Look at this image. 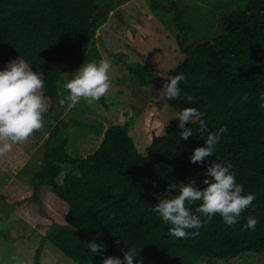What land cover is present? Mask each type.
Segmentation results:
<instances>
[{
  "label": "trees",
  "instance_id": "1",
  "mask_svg": "<svg viewBox=\"0 0 264 264\" xmlns=\"http://www.w3.org/2000/svg\"><path fill=\"white\" fill-rule=\"evenodd\" d=\"M114 9L97 0H0V65L4 68L19 57L43 73L44 118L52 121L43 166L31 175V188L13 178L0 193V201L41 234L32 264H41L47 244L78 264L122 257L126 246L136 247L142 264H196L203 258L228 263L247 254L264 263V110L258 100L264 91V0H245L242 7L223 12L222 32L195 47L189 45L193 26L185 20L188 8L176 0H151L153 12L172 15L183 58L169 78L184 73L181 94L191 97L165 98V103L175 113L197 107L211 131L228 127L215 156L207 160L231 162L237 182L255 195L234 226L217 214L198 235L179 239L150 209L164 198L169 185L195 180L197 187H203L205 165L189 161L192 150L203 144L196 133L198 123L186 122L194 134L183 140L178 122L165 129L152 114L144 126L148 132L144 152L126 123L110 126L97 151L85 158L67 152L69 127L92 128V124L65 119L60 85L83 63L98 25ZM115 14L124 20L118 10ZM127 28L129 39L135 41L136 26ZM141 40L149 43L152 37ZM115 57L138 73L142 84L153 77L141 64L124 62L119 54ZM245 95L248 99L241 103ZM99 101L106 106L104 96ZM94 132L100 135L101 130ZM63 164H76L79 174L64 170ZM199 203L189 207L195 211ZM248 216L257 219L255 230L242 229ZM93 240L102 244V253H91L87 244Z\"/></svg>",
  "mask_w": 264,
  "mask_h": 264
},
{
  "label": "rangeland",
  "instance_id": "2",
  "mask_svg": "<svg viewBox=\"0 0 264 264\" xmlns=\"http://www.w3.org/2000/svg\"><path fill=\"white\" fill-rule=\"evenodd\" d=\"M100 4H112L115 9L97 27L96 37L83 63L108 59L111 87L104 96L106 106L101 101L92 104L83 99L74 107L64 100L68 95L61 82V100H64L65 119L78 118L92 124V128L70 126V142L67 152L75 158H85L97 151L104 132L115 124H128L130 135L139 150L144 152L148 144L145 122L155 115L165 129L178 118L163 101H155L158 93L163 96L162 85L169 78L170 70L182 60L175 35L176 28L172 15L153 12L151 0H97ZM171 2L172 0H162ZM181 7H187L185 20L192 24L189 45L195 47L204 40H211L222 32L220 16L223 12L242 7L245 0H176ZM122 14L123 21L115 14ZM127 24L136 26L135 41L128 37ZM141 36H151L145 43ZM122 56L124 62L139 63L150 70L153 77L142 84L140 75L131 72L115 57ZM17 58V57H13ZM3 66L0 65V69ZM144 77V76H143ZM147 78V76H145ZM52 121L44 118L40 129L35 130L25 141L12 144L10 151L0 155V193L8 182L15 178L29 185L31 175L43 166L44 142ZM101 130L100 135L94 131ZM63 169L79 174L77 165L63 164ZM41 234L18 217L0 201V264H32L33 255L39 246ZM41 264H78L52 244H47L41 257ZM196 264H259L257 256L242 255L238 259L223 263L217 259L203 258ZM261 264H264L263 262Z\"/></svg>",
  "mask_w": 264,
  "mask_h": 264
},
{
  "label": "clouds",
  "instance_id": "3",
  "mask_svg": "<svg viewBox=\"0 0 264 264\" xmlns=\"http://www.w3.org/2000/svg\"><path fill=\"white\" fill-rule=\"evenodd\" d=\"M111 67L110 61L105 58L82 63L65 84L68 95L64 100L70 102L71 107L81 99L89 104L98 101L111 87ZM42 76V72L31 68L19 57L7 61L5 67L0 69V155L10 151L12 144L25 141L42 127L44 113L47 111L41 92L44 86ZM185 79L184 73L167 78L162 85L163 96L158 93L154 96V102L165 98L191 100V97H182L181 94L179 85ZM247 99V95L243 96L241 103ZM258 100L259 108L264 110V91H260ZM172 118H178L179 139L187 140L194 134L192 128L185 126L186 122L188 125H199L196 133L203 139V144L192 150L189 161L205 165L203 187H197L195 180L169 185V189L163 193L164 198L157 200L150 211L169 225V234L178 239L198 235V230L217 214L226 225L234 226L241 213L252 205L255 195L246 192L244 186L237 182L231 162L221 163L218 158L210 162L207 160L215 156L222 135L228 132V127L221 125L215 131L209 130L195 106L183 108ZM195 202L200 203L193 211L189 206ZM256 225L257 219L248 216L242 229L255 230ZM94 241L88 242L87 247L91 253H102V244ZM121 251L122 257L105 256L102 264H142L136 247L126 246Z\"/></svg>",
  "mask_w": 264,
  "mask_h": 264
}]
</instances>
